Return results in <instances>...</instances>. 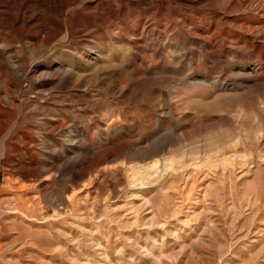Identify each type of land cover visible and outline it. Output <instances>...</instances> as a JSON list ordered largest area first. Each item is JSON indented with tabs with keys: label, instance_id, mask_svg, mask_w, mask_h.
Listing matches in <instances>:
<instances>
[{
	"label": "rangeland",
	"instance_id": "rangeland-1",
	"mask_svg": "<svg viewBox=\"0 0 264 264\" xmlns=\"http://www.w3.org/2000/svg\"><path fill=\"white\" fill-rule=\"evenodd\" d=\"M88 2L70 21L89 22ZM209 9L169 3L162 16L204 21ZM91 32L76 36L69 91L43 95L0 78V264H264V91L226 100L251 91L246 61L234 50L200 57L184 34L182 51L173 31L166 40L151 28L136 37L140 60L105 48L92 65ZM0 41L32 60L22 33ZM42 46L34 57L44 60L68 44L59 36ZM253 65L264 78V59ZM168 106L192 117L170 119Z\"/></svg>",
	"mask_w": 264,
	"mask_h": 264
},
{
	"label": "bare ground",
	"instance_id": "bare-ground-1",
	"mask_svg": "<svg viewBox=\"0 0 264 264\" xmlns=\"http://www.w3.org/2000/svg\"><path fill=\"white\" fill-rule=\"evenodd\" d=\"M82 1L0 0V35L22 33L32 56V60L26 62L17 49L20 46L16 47L13 41H0V78H4L9 84L16 81L29 83L33 90L43 95H50L53 91L59 90L69 91L76 83L74 52L78 50L75 47L83 44L76 36L92 29L90 36L94 40L91 42L90 50L96 51L97 54L90 64L98 65L107 56L105 48L110 51V57L113 59L134 57L140 60V45L143 42L138 41L136 37L144 36L147 30L155 28L166 40L167 33L173 31L183 42L182 51H186L187 44L184 34L192 46L198 47L195 53L200 57L207 56L217 60L223 52L231 53L234 50L240 56L241 62L246 61L244 73L248 76L255 75L256 78L244 79L246 85L254 84L251 91L231 98H228V95L220 96L216 99L218 104H222L223 100L228 98L226 100L229 104L241 105L240 102L248 100L249 94L256 91L255 89L264 91V78L259 77L262 70L253 65L254 61L260 62L264 59V50L260 47L250 50L238 48V44L264 43V0H159L156 7L144 5L145 0H132V4L129 0H87L89 22H82L80 15L73 22L70 21V12L79 8ZM167 3L184 10L202 7L207 3L210 12L204 21L199 12L190 18L187 13L174 12L172 16L176 21H172L167 16H162L168 11ZM150 17L152 19H149ZM158 17L165 19L154 23L153 20ZM132 18L137 19L134 27L127 24ZM59 36L68 44L62 53L58 55L45 53L44 60L34 57L35 53L43 48V44L50 46V42ZM100 41L102 45L98 43ZM20 45L24 47L22 42ZM216 68L217 65L213 63L209 70L213 71ZM1 101L3 100L0 99ZM194 103H196L194 100H188V107L194 106ZM164 115L175 121L192 117L170 106ZM7 124L6 122L2 124L0 134L5 132ZM5 142L6 138L3 139L4 144ZM1 148L4 155V147ZM224 150L227 148L219 146L214 149L217 153ZM4 161L1 160L0 163L6 164ZM165 166L168 170L172 168L171 164Z\"/></svg>",
	"mask_w": 264,
	"mask_h": 264
}]
</instances>
